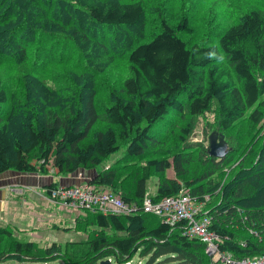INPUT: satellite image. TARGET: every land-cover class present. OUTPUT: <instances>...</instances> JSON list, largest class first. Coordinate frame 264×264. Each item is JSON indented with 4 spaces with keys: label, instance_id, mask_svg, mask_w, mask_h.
Segmentation results:
<instances>
[{
    "label": "trees",
    "instance_id": "obj_1",
    "mask_svg": "<svg viewBox=\"0 0 264 264\" xmlns=\"http://www.w3.org/2000/svg\"><path fill=\"white\" fill-rule=\"evenodd\" d=\"M211 133L228 145L221 159ZM48 166L139 209L152 178L154 202L187 189L220 251L264 255V0H0V175ZM73 222L81 240L45 248L0 227V263L220 264L185 221Z\"/></svg>",
    "mask_w": 264,
    "mask_h": 264
},
{
    "label": "built area",
    "instance_id": "obj_2",
    "mask_svg": "<svg viewBox=\"0 0 264 264\" xmlns=\"http://www.w3.org/2000/svg\"><path fill=\"white\" fill-rule=\"evenodd\" d=\"M87 180L83 179L73 186L59 185L50 191L48 199L61 209L74 212L99 211L103 214L132 215L140 210L162 218L164 223L171 226L185 221L187 223L185 234L199 239L205 245L206 254L214 261L220 264H264V255L236 261L229 253L220 251L221 241L210 229V218L202 211L204 201L191 196L187 191L181 192L177 197H166L157 202L152 200L149 192L144 196L139 209L135 204L123 201L119 195L108 190L95 189ZM207 199L205 197V201Z\"/></svg>",
    "mask_w": 264,
    "mask_h": 264
},
{
    "label": "rangeland",
    "instance_id": "obj_3",
    "mask_svg": "<svg viewBox=\"0 0 264 264\" xmlns=\"http://www.w3.org/2000/svg\"><path fill=\"white\" fill-rule=\"evenodd\" d=\"M243 2L246 4V1H243ZM101 33L105 34V32H102V31ZM100 37L102 38V35H100ZM115 73L117 75L114 74L113 76H111L110 79L111 81L115 80V84L118 85L120 79L123 76L127 75V73L125 71L124 73H120L119 69L116 70ZM203 133H204V120L201 119L197 125V128L194 131V134L191 137V141L192 142L203 141ZM112 161H114V159ZM82 174L86 175L85 173H80V172L77 175L79 177ZM19 175H35L36 177L38 176V177H43V178L47 177V181H46L47 183H49L50 180L52 181V179L54 178H57L59 180L67 178V176H63V177L57 176L55 170L51 168L50 166H48V172L46 174H41V175L40 174H19ZM167 176L170 178H173L174 172L172 170H169L167 172ZM73 177L75 178V176ZM43 182L44 180H41V183ZM147 186H148V191L150 192V194H154L156 192V179L152 178L151 180H149L147 183ZM186 191L188 190L186 189ZM29 194L30 193L28 191H25L26 197L23 196L24 194L20 195L19 197H18V194L15 195V199H18V200H15V199L13 200L15 201L14 210L16 212L13 213L12 215H6V214L1 215V217L5 218L6 220L4 221L1 218L2 220H0V227L6 228L7 230H9L12 233L13 237L26 240L29 243H34L37 245V247H41V248H45L46 246H48L49 244L53 242L64 244L66 242L79 241L83 238L82 235H78V233H75L73 231L72 227L74 225V222H71V218L65 220L63 214L61 215V218L58 217L59 220L61 219V224H60L61 227L59 226L58 221H54V224H56L57 228L54 227V224L52 226L51 222L47 223L46 219L42 217L44 215L43 213H40L38 211L36 212V210L38 209H35V212H36L35 213L34 206L29 207L26 205L27 201L31 202L29 200V196H30ZM47 195L48 194L46 193V191H44L43 196L48 198ZM51 210L53 209L51 208ZM64 211H68V210H64ZM72 212H73L72 216L75 215V217L78 214L82 213V212H74V211ZM45 213H48V212H45ZM65 227H70V228L68 229ZM0 264H17V262L10 260V261L3 262ZM28 264H63V263L61 261H55V262H48V263H35L34 262V263H28ZM129 264H140V262H139V259L135 257Z\"/></svg>",
    "mask_w": 264,
    "mask_h": 264
},
{
    "label": "crops",
    "instance_id": "obj_4",
    "mask_svg": "<svg viewBox=\"0 0 264 264\" xmlns=\"http://www.w3.org/2000/svg\"><path fill=\"white\" fill-rule=\"evenodd\" d=\"M83 179H88V177L82 174L79 177L78 175L75 176V178L67 177L66 179H61V180L54 178L52 179V181L50 180V182L47 183L46 182L47 177L43 178V177H38V176L36 177L35 175H19L13 172H10V173L7 172L4 174H1L0 175V220L2 219L4 221L6 220L5 218H2L1 215L3 214L12 215L13 213L16 212L14 210L15 201H13L15 199V195L18 194V197H19L20 195L24 194L23 196L26 197L25 191H28L30 193L29 200L31 202L27 201L26 205L29 207L34 206V212H35V209H38L36 210V212L38 211L40 213H43L44 215L42 217L46 219L47 223L51 222L53 226L54 221H58L59 226H60L61 219L59 220V218H61L62 214L64 215L65 220L71 218V222H73L75 215L72 216L73 214L72 211H64V209H61L58 205L52 203L48 198L44 197L43 194H44V191H46L45 186L50 184L51 182L53 183L56 182L61 186H73V185L80 183ZM41 180H44V182L41 183ZM15 200H18V199H15ZM51 208L53 210H51ZM45 212H48V213H45ZM54 227L57 228L56 224H54ZM65 228L69 229L70 227H65Z\"/></svg>",
    "mask_w": 264,
    "mask_h": 264
},
{
    "label": "water",
    "instance_id": "obj_5",
    "mask_svg": "<svg viewBox=\"0 0 264 264\" xmlns=\"http://www.w3.org/2000/svg\"><path fill=\"white\" fill-rule=\"evenodd\" d=\"M208 152L210 156L218 159L227 155L229 148L222 134L211 133L208 136ZM101 264H110V261H102Z\"/></svg>",
    "mask_w": 264,
    "mask_h": 264
}]
</instances>
